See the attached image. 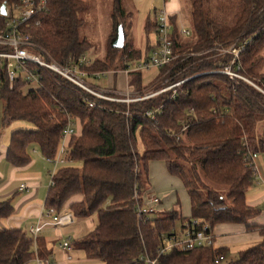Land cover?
<instances>
[{
  "label": "trees",
  "instance_id": "1",
  "mask_svg": "<svg viewBox=\"0 0 264 264\" xmlns=\"http://www.w3.org/2000/svg\"><path fill=\"white\" fill-rule=\"evenodd\" d=\"M16 1L0 0V6ZM215 1L217 6L209 11L206 0H187L192 27L187 37L176 28L174 17L169 18L173 53L180 57L159 68L150 85L142 86L140 71L127 74L128 85L140 95L197 75L175 92L167 90L123 103L95 99L48 70H39L40 86L26 92L25 81L18 80L10 88L4 75L1 77V125L14 120L32 125L10 132L5 151L9 165H28L34 151L45 161L54 159L63 129L71 124L67 160L55 169L44 207L56 214L70 213L73 221L96 216L91 230L68 239L70 249L82 251L87 260L139 264L141 257H147L157 258L159 264H219L223 250L215 247L174 248L157 257L165 238L175 233L176 224L183 229L196 220L211 232L220 224L257 232L260 240L226 264H264V225L252 222L260 210L246 202V194L257 180L245 161L250 153H264V94L242 80L208 73L221 70L231 60V55H220V49L246 41L238 60L239 73L264 91V75L258 71L264 61V0H237L232 11H225L227 0ZM46 2L47 11L36 17L39 24L32 23L27 29L34 51L61 65L69 60L75 64L91 48L79 32L85 3ZM112 5L107 49L102 58L79 66L85 76L125 71L141 59L140 50L133 46L112 47L126 16L121 0H112ZM156 15L157 10L155 20L145 25L147 32L156 33ZM152 50L154 45L146 54ZM152 161H163L167 172L181 181L190 219L183 218L179 209L139 214L149 194ZM13 212L11 199L0 202V219ZM50 257L43 237L33 239L20 227L0 228V264H27L36 259L50 262Z\"/></svg>",
  "mask_w": 264,
  "mask_h": 264
},
{
  "label": "built area",
  "instance_id": "2",
  "mask_svg": "<svg viewBox=\"0 0 264 264\" xmlns=\"http://www.w3.org/2000/svg\"><path fill=\"white\" fill-rule=\"evenodd\" d=\"M47 11L46 0H17L11 5L5 6V15L0 14V82L1 77L4 75L5 79L9 83L11 88L14 83L18 80L25 81L27 84H32L36 89L40 86L41 74L39 70H48L56 75L64 78L78 88L84 90L95 99L129 103L133 101L144 100L153 97L159 93L167 90L175 92V88L181 85L186 80L192 79L197 75L188 77L185 80L177 81L167 87L161 88L155 93H151L142 97L128 98V93H120L115 90H102L87 84L83 80V76L86 74L79 69L81 64L87 65L89 61L85 56L78 59V62L72 64V61H68L66 65L54 61L51 58H45L40 53L34 51L35 44L30 39V34L27 32L28 27L33 23L38 25L39 21L36 19L38 14ZM170 15L162 9L157 11V42L154 45V50L150 51L145 55L144 59H140L135 62L132 69L129 67L125 70L128 74L130 71H142L149 68H162L171 64L176 56L173 53L172 42H171V23L169 22ZM182 36H189L190 31L185 28L180 29ZM249 42L241 41L235 42L231 46L220 49V55L228 54L231 55V60L221 69L211 71L208 73H221L227 76L230 80H242L250 85H253L259 91L264 94V91L256 87L251 81L243 77L239 71L241 65L239 63V56L243 52L244 48ZM101 74L96 73L94 77L100 78ZM131 93V92H130ZM89 107H93V103L88 104ZM149 114V113H147ZM73 133L71 124H68L64 129L61 137V144L58 153L54 159H46V162L50 165L48 171L49 184L52 185V177L54 175L56 167L64 163L67 159L66 142L67 138ZM258 155L256 153H250L246 156V164L251 170H254L256 174L255 161ZM26 186H20V189H25ZM151 201L154 204L158 203V199L151 196ZM139 214L147 213V210L142 206L138 210ZM73 224V218L70 213L56 214L53 209H47L44 206L41 209L39 215V222L30 228L27 233L35 239L39 236L40 232L44 227L53 226L64 228ZM63 249L66 251L70 250L68 241L62 243ZM201 247H215V237L212 232L207 229L205 225L200 226L196 220H191L180 229V232H176L169 238H165L163 247L158 251L157 257H160L172 249L177 248L180 251H188L193 248ZM71 257L68 255L66 260H70ZM223 256H219L217 262H221ZM37 264H58L50 262H42L36 259ZM159 264L157 258H140L139 264Z\"/></svg>",
  "mask_w": 264,
  "mask_h": 264
},
{
  "label": "rangeland",
  "instance_id": "3",
  "mask_svg": "<svg viewBox=\"0 0 264 264\" xmlns=\"http://www.w3.org/2000/svg\"><path fill=\"white\" fill-rule=\"evenodd\" d=\"M85 3V9L81 14V17L84 19V24L80 29V36L86 38L90 44V50L85 54L88 61H94L95 59L102 58L105 54V51L108 46V37L111 33L112 29V12L113 5L112 0H83ZM176 1L178 5L182 7L181 10L184 11V22L176 21L175 25L178 30L182 27L192 32L191 23L188 15V4L187 0H121L122 8L124 13L126 14L123 21V34H124V44L130 45L138 50H140L141 59H144L145 54L149 47L155 45L157 42L156 33L151 31L147 32L145 30L146 23L148 21L153 22L155 20L154 13L155 11H160L162 9H167L171 7H176ZM217 2L215 0H206L205 8L210 11L217 6ZM223 2V0H222ZM180 3V4H179ZM237 0H227L225 1V11L236 9ZM186 7V10H185ZM187 11V12H186ZM171 33V32H170ZM264 51V50H263ZM176 59L179 58V55H175ZM191 56V55H189ZM132 69V67H129ZM258 71L264 75V61L262 62ZM141 74V84L142 86L150 85L159 74L158 68H149L140 71ZM126 74L124 71H117L116 73H105L101 74L100 78L93 76H83V80L90 84L91 86L102 89V90H115L120 93H128V98L130 99L135 97H142L148 94L153 93V91H145L146 93L140 95L137 92H131L126 86ZM34 86L32 84H27L24 88V92L32 89ZM131 92V93H130ZM2 103L0 102V122L2 119ZM32 125L27 121L23 120H14L9 122L8 124L1 125L0 123V145L6 147L9 142V134L14 129L19 128H31ZM138 149L142 150V145L137 138ZM31 159L36 157V154L33 152L30 153ZM260 160H263L264 153L259 156ZM260 180L254 183L250 190H254L255 188L262 187L261 184L264 182V166L260 165ZM148 176L150 183V191L151 196L155 195V197L159 200L160 203L154 204L151 201V196L149 198L143 199V207L147 211L152 212H169L173 209H179L183 218L190 219V206L189 200L184 190V187L181 181L174 176H171L166 169L165 163L163 161H152L148 166ZM262 178V179H261ZM26 193V192H24ZM42 201L38 199V201H32L26 207L25 216L24 209L20 210L18 215H12L11 219L6 221H1V224L4 227H14L16 226V221L14 219L16 216L18 218L22 217L20 221L22 228H27L28 226H35L37 221L34 217L30 215L31 212L38 210L36 207L40 205ZM43 204V203H42ZM41 204V205H42ZM257 207L260 210H264V201H261ZM9 221V222H8ZM74 225L72 226V230L68 235H63L61 232L53 231L52 229H46L44 231V235L47 237H59L60 242L67 241V238L70 237L71 240L80 238L82 235L87 233L91 229V224L93 226L96 223V216L93 215L89 218V220H74ZM180 225L176 224V232H180ZM251 245V244H249ZM49 250L54 251L56 256V261L62 258V253L56 243L54 246L50 244L47 245ZM248 247V246H242ZM245 248V249H246ZM234 250H229L225 254V260L221 261L219 264H226L227 262L234 260L237 256V251L241 249L240 247H234ZM73 258V264H101L96 260H87L84 253L82 251L73 250L70 253ZM27 264H37L36 260H32Z\"/></svg>",
  "mask_w": 264,
  "mask_h": 264
},
{
  "label": "crops",
  "instance_id": "4",
  "mask_svg": "<svg viewBox=\"0 0 264 264\" xmlns=\"http://www.w3.org/2000/svg\"><path fill=\"white\" fill-rule=\"evenodd\" d=\"M180 4V3H179ZM165 9V7H164ZM182 7L181 5H178V2L176 1V7H171L170 9H167V12L169 13L170 17H174V21L176 23L177 20L180 22H184V15L182 14ZM166 10V9H165ZM125 72V71H124ZM112 73V72H109ZM126 74V87L131 91L134 92L132 87L128 85V75ZM7 147V146H6ZM6 147L0 145V202L5 201L7 199H11V203L14 206V215H18L20 210L24 209V213L22 214L25 216L26 213V207L32 202V201H38L41 200L42 202L38 207H36L38 210H35L31 212V216L34 217L39 222V215L41 212L42 207L44 206V197L46 194V190L48 188L49 184V175L48 171L50 169L49 164L40 156V154L37 151H34L33 153L36 154V157L32 158L30 163L24 167H13L9 165V163L5 160V151ZM258 155L255 164H256V182L259 184L260 180V165L264 166V158L263 160H260ZM262 179V178H261ZM25 185L26 188L21 190L20 186ZM262 187L255 188L254 190H248L246 194V202L249 206L258 208V205L261 201H264V182L261 184ZM26 192V193H24ZM151 196V191L149 189V194L147 197L149 198ZM155 197V195H152ZM156 198V197H155ZM43 203V204H42ZM158 203L159 200H158ZM42 204V205H41ZM259 209V208H258ZM260 210V209H259ZM12 214V215H13ZM11 215V216H12ZM11 216L5 219H0V228H3L4 226L1 224V221H6L8 219H11ZM22 219V217H20ZM16 216L14 221H16V226L14 227H21V219ZM89 220V219H86ZM9 222V221H8ZM74 222V221H73ZM255 224L258 225H264V210H260L259 215L253 219L252 221ZM59 228V227H53V226H47L42 229L39 236L43 237L46 241V244L49 246L52 244L53 246L57 243L58 247L62 253L63 256L59 260L58 264H73L74 260L71 257L70 253L73 251V249H70L69 251H66L62 247V243L60 242L59 237H47L44 235V231L46 229H52L56 232H61V234L68 235L69 232L72 230V226ZM11 227V226H8ZM32 226H28L27 228H22L24 231H27L28 228ZM93 228V223L91 224V229ZM90 229V230H91ZM212 234L215 237V248H221L223 250V260H225V254L226 252H229V250H234V247H240L237 251V255L239 252L244 250L246 247L242 246H251L255 243H257L260 240V236L257 232H247L245 228L241 225H231V224H220L213 228ZM70 239V237L67 238ZM65 242V241H64ZM251 244V245H249ZM247 247V248H248ZM51 251V257L49 258L50 262L56 261V256L54 254V251ZM70 256L71 259L68 261L66 260L67 256ZM236 255V256H237ZM236 259V258H235ZM222 260V261H223Z\"/></svg>",
  "mask_w": 264,
  "mask_h": 264
},
{
  "label": "water",
  "instance_id": "5",
  "mask_svg": "<svg viewBox=\"0 0 264 264\" xmlns=\"http://www.w3.org/2000/svg\"><path fill=\"white\" fill-rule=\"evenodd\" d=\"M0 14L5 15V5L4 4L0 6ZM112 47L114 49H122L124 47V34H123V29L120 26L118 27L117 36L112 43Z\"/></svg>",
  "mask_w": 264,
  "mask_h": 264
}]
</instances>
